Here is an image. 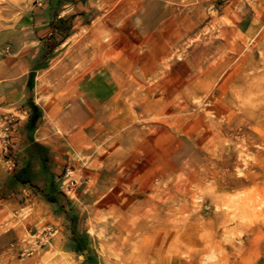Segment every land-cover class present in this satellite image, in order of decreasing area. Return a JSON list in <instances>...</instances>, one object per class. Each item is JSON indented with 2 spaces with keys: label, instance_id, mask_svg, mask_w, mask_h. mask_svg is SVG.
Masks as SVG:
<instances>
[{
  "label": "rangeland",
  "instance_id": "374dc122",
  "mask_svg": "<svg viewBox=\"0 0 264 264\" xmlns=\"http://www.w3.org/2000/svg\"><path fill=\"white\" fill-rule=\"evenodd\" d=\"M146 1L65 0L70 34L38 73L33 95L59 136V200L73 218L40 183L8 185L30 143L14 131L27 117L0 111V264H264V114L243 113L230 92L258 74L242 95H264V0ZM50 2L2 0L0 33ZM151 17L168 18L166 44L148 42L160 30L147 28ZM86 92L103 122L88 145H70L58 118ZM120 194L163 205L177 249L133 261L134 241L119 237ZM75 230L87 251L72 249Z\"/></svg>",
  "mask_w": 264,
  "mask_h": 264
},
{
  "label": "crops",
  "instance_id": "0c3cea01",
  "mask_svg": "<svg viewBox=\"0 0 264 264\" xmlns=\"http://www.w3.org/2000/svg\"><path fill=\"white\" fill-rule=\"evenodd\" d=\"M146 2L147 3L143 5L145 10L151 7L152 0ZM47 5L44 15L39 14L23 17L19 19L15 25L0 33V111L8 109L17 111L18 113L21 112L23 113V117H27L24 120H20L16 125H21L20 128L18 129L17 127L14 131H17L19 135L22 133V139L26 137L29 140L30 147L26 149L23 154L18 153L17 156L20 155L19 157L15 156L14 165L16 169L14 172L30 164L35 173L31 183L25 186H18L24 188L33 187L37 183H40L39 194L46 201L55 204L57 208L66 213L67 216L72 217L70 210L66 209L65 204L61 203L59 200L61 190H58L56 173L61 165L59 161L62 151H60L59 146L55 144L56 138L59 136L55 134L57 132H51L50 127L42 126L40 108L33 95L37 84L38 73L48 64L57 46L67 38L66 37L59 44H52V54L49 57L44 56L47 51V39L53 34L52 21L55 20V22H58L61 18L68 19L64 16L62 11L64 6L56 9L53 8L51 2ZM145 17L148 19L147 14ZM151 18H153L151 22L153 24L150 23L147 25V28L156 27L160 30L157 31L154 37L149 39L148 42H155L160 45L166 44L168 35L163 31V28L166 26L163 23L167 21L168 18ZM239 21V24L243 25L246 22V18H241ZM95 90L100 91L101 89L96 85ZM101 93L102 96H105L103 92ZM95 106V109H93L92 106L89 105L86 92L85 94L81 93L71 102L69 107L66 106L68 107L67 110H63L60 113L58 123L60 127L65 130L64 139L69 140L68 144L77 146L88 145L89 141L93 139V130L95 129L96 135L98 136V123L103 122L102 116L104 111L102 108L103 104L100 101H97ZM32 122L34 124L33 127L30 126ZM45 137H47L48 140H46ZM51 140H53V142ZM34 142L41 144L42 147L34 146ZM66 143L67 142L64 141V144ZM14 172H12V174ZM52 181L57 185V192H51L50 190ZM14 188H16V186H14ZM45 193L54 194V201L47 200ZM68 204L70 205L71 202ZM74 233L75 234L71 235L72 237L70 238L72 249L79 252L87 251V236H78L76 230ZM92 258L96 259V257L92 256L90 258L91 264H96L92 263Z\"/></svg>",
  "mask_w": 264,
  "mask_h": 264
},
{
  "label": "bare ground",
  "instance_id": "6f19581e",
  "mask_svg": "<svg viewBox=\"0 0 264 264\" xmlns=\"http://www.w3.org/2000/svg\"><path fill=\"white\" fill-rule=\"evenodd\" d=\"M2 0H0V4H1ZM20 5V4H19ZM107 29V28H106ZM104 30V29H103ZM108 30V29H107ZM106 31V30H105ZM105 46V43L102 44V47ZM101 47V46H100ZM113 56H115V54H113ZM224 59V58H223ZM138 60V59H137ZM222 60V59H221ZM226 61V60H225ZM111 62V61H110ZM109 62V63H110ZM113 62V61H112ZM216 62V61H215ZM222 63V62H221ZM98 65V64H97ZM100 65V64H99ZM137 66V65H136ZM216 66V65H215ZM241 67V66H240ZM211 68V66H210ZM94 69V66H93ZM219 69V68H218ZM209 72H207V74L210 73V69H208ZM94 71V70H92ZM217 71V70H216ZM89 72V71H88ZM228 72V71H226ZM230 72V71H229ZM239 72V71H238ZM96 73V72H95ZM234 73V72H233ZM249 73V72H248ZM252 73V72H251ZM216 74V73H214ZM218 75V72H217ZM216 75V76H217ZM235 75V74H234ZM232 76V75H229ZM260 76L262 77L263 75H258V74H254V76H250L244 79V81L242 79L241 84H238L239 86L234 88H230V92H232L234 95L237 94V101L240 100L238 102V104H235L236 106L240 107L241 111L243 113H250L251 109H254L255 111H257V113H263L264 114V95L261 96H257L253 94L255 93V91H252L253 94L248 96V94L246 93L245 95H242L243 90L248 91L250 89V87L256 85V84H260L259 79ZM212 77V76H211ZM209 78V77H208ZM213 78V77H212ZM211 78V79H212ZM222 78V77H221ZM248 78H251V81H249ZM214 79V78H213ZM263 80V79H262ZM86 82V81H85ZM228 82V81H227ZM111 83V82H110ZM221 83V82H220ZM218 83V84H220ZM217 84V85H218ZM237 84V83H236ZM243 84V85H242ZM258 84V86H259ZM262 84V83H261ZM246 85V89H244ZM258 86H256V88H258ZM263 86V85H262ZM249 87V88H248ZM261 88V87H260ZM228 89V88H227ZM259 89V88H258ZM221 90V89H220ZM219 90V91H220ZM263 90V89H262ZM222 91V90H221ZM220 91V92H221ZM249 93V92H248ZM249 93V94H250ZM257 93V92H256ZM262 93V92H261ZM225 94V93H224ZM239 94V95H238ZM219 95V94H218ZM156 103V102H155ZM233 104V103H232ZM222 105V104H221ZM186 106V104H185ZM223 106V105H222ZM227 109V107H226ZM225 109V110H226ZM151 110V109H150ZM147 110V111H150ZM230 111V110H229ZM228 111V112H229ZM240 111V110H239ZM231 113V112H230ZM234 115V114H233ZM232 115V116H233ZM229 116V115H228ZM227 116V117H228ZM241 126V125H240ZM242 127V126H241ZM258 127V126H257ZM120 128V127H119ZM161 128V127H160ZM241 129V128H240ZM245 130V129H244ZM260 130V129H259ZM249 131V130H248ZM254 133V132H253ZM261 135V134H260ZM257 136V135H256ZM264 137V136H262ZM256 139V138H255ZM260 139V138H259ZM254 139H252L251 141L253 142ZM263 140V139H262ZM139 149V148H138ZM137 150V149H136ZM123 154V153H122ZM118 155V154H117ZM147 181V180H146ZM145 181V182H146ZM160 187V186H159ZM137 188V187H136ZM143 190L141 192H145V187L142 188ZM137 192V191H136ZM139 192V191H138ZM140 192V193H141ZM117 195H119L118 193H120V190L116 191ZM159 194V193H158ZM106 196V194H105ZM121 198H120V202L118 204L115 205L114 211L115 214L118 215V219L119 221L118 223V229H119V237L121 242L125 245V244H130L129 241H134V245L135 246H130L133 247V253H131V259L133 261H145V259L147 258L146 254L150 251L153 252L155 251L156 255L158 256V250L159 252L162 254H164V251H166V249L168 248V251L170 250V246L171 249H177V243L179 238L177 237V230L176 232L173 231V236L167 238V232L166 230V224L164 222L163 219V215H164V206L163 205H157L155 208L152 207L154 205L151 206V210H147L145 207L148 206L147 201L148 199L146 198V200H136L133 198H129V197H125V195L120 194ZM108 197V196H106ZM112 197V196H111ZM150 197V196H148ZM160 197V196H159ZM117 198V197H116ZM119 198V196H118ZM115 200V199H114ZM162 201V200H161ZM164 201V200H163ZM100 203V202H98ZM107 203V202H106ZM112 203V202H111ZM164 203V202H163ZM103 204V203H101ZM100 204V205H101ZM110 204V203H109ZM150 204V203H149ZM159 204V203H158ZM162 204V203H161ZM104 206V205H103ZM105 207V206H104ZM110 207V206H109ZM98 209V208H97ZM102 209V208H101ZM110 210V209H109ZM107 211V209H106ZM173 221V220H172ZM176 221V220H174ZM179 224V223H178ZM173 225V224H172ZM175 226V225H174ZM178 227V226H177ZM168 228V227H167ZM176 228V227H175ZM175 228H173V230H175ZM178 229V228H177ZM179 235V234H178ZM128 241V243H126ZM179 245V244H178ZM181 246H179L180 248ZM179 251V250H178ZM170 252V251H169ZM177 252V251H176ZM224 260V259H222Z\"/></svg>",
  "mask_w": 264,
  "mask_h": 264
},
{
  "label": "trees",
  "instance_id": "16d2710c",
  "mask_svg": "<svg viewBox=\"0 0 264 264\" xmlns=\"http://www.w3.org/2000/svg\"><path fill=\"white\" fill-rule=\"evenodd\" d=\"M65 0H51L53 8H61L64 5ZM59 22V23H58ZM58 22L55 20L52 21L53 24V34L47 39V51L45 53V57H49L53 52V45L52 44H59L63 41L66 37L70 34V25L68 19H59ZM54 42V43H53ZM31 127L34 126L33 122L30 124ZM34 146L42 147L41 144L34 142ZM35 171L33 170L30 164H27L22 169L17 170L14 172L9 178V186L14 188V186H25L32 182L34 178ZM55 182H51L50 190L51 192L57 190V185L54 184ZM57 192V191H56ZM54 194L52 193H45V197L49 201H54ZM74 220V219H73ZM75 221V220H74Z\"/></svg>",
  "mask_w": 264,
  "mask_h": 264
}]
</instances>
